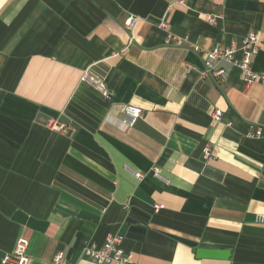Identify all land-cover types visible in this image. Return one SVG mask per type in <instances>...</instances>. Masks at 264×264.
I'll return each instance as SVG.
<instances>
[{"label":"crops","instance_id":"1","mask_svg":"<svg viewBox=\"0 0 264 264\" xmlns=\"http://www.w3.org/2000/svg\"><path fill=\"white\" fill-rule=\"evenodd\" d=\"M251 32L264 0H0V264L21 238L31 264H96L111 235L135 264H264V85L228 63L217 83L193 49ZM127 105L144 115L124 130Z\"/></svg>","mask_w":264,"mask_h":264},{"label":"built area","instance_id":"2","mask_svg":"<svg viewBox=\"0 0 264 264\" xmlns=\"http://www.w3.org/2000/svg\"><path fill=\"white\" fill-rule=\"evenodd\" d=\"M136 18L130 17L125 25L128 29L132 30ZM211 22L215 24L216 18H212ZM162 27L167 28L166 22L161 23ZM186 42V39H182L173 34H169L167 38L168 44L181 45ZM264 42L261 40L257 33L251 32L243 38L241 45L233 43L228 47L216 46L211 50H206L198 46H194V51L202 56L206 70L205 75H210L213 79L222 84L227 80V72L224 68L219 67L221 63H228L234 67L239 68L242 72L243 80L247 87L255 83H261L264 85V71L261 73L255 72L253 70V60L255 56L259 53V46ZM192 66L188 67L191 70ZM82 82L88 84L95 88L102 96L106 99L110 98V93L106 87V84L96 78L90 69H86L82 76ZM124 117L120 120L121 128L124 130L130 129L136 125V123L143 118L144 112L141 108L127 105L124 108ZM212 118L214 121H222L223 113L220 110H216L212 113ZM49 128L58 132H65L66 127L59 122L52 120L49 122ZM262 135V130L256 131V136L260 137ZM211 157V148L207 146L204 150V158L209 159ZM154 175L162 179L160 169H153ZM134 176L138 179L142 178L144 175L140 172H133ZM163 206H155V211L159 212ZM257 221L264 223V215L258 216ZM123 239L119 236L111 235L108 236L103 246H86L84 252L87 256L92 259L96 264H135L133 262V255L127 252L123 246ZM28 245L29 242L26 239H19L16 242L14 251L11 255L7 254L1 259V264H31V257L28 255ZM54 264H70L66 261L62 254H56L53 259Z\"/></svg>","mask_w":264,"mask_h":264},{"label":"water","instance_id":"3","mask_svg":"<svg viewBox=\"0 0 264 264\" xmlns=\"http://www.w3.org/2000/svg\"><path fill=\"white\" fill-rule=\"evenodd\" d=\"M230 252L227 251H215V250H200L198 251L199 258H211V259H224L227 260L230 257Z\"/></svg>","mask_w":264,"mask_h":264}]
</instances>
